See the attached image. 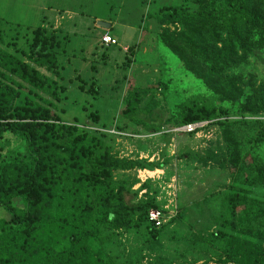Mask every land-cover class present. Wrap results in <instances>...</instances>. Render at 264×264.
Instances as JSON below:
<instances>
[{"label": "trees", "instance_id": "trees-1", "mask_svg": "<svg viewBox=\"0 0 264 264\" xmlns=\"http://www.w3.org/2000/svg\"><path fill=\"white\" fill-rule=\"evenodd\" d=\"M145 17L206 90L164 123L173 128L210 121L219 126L228 153L251 157L249 168H238L221 194L218 226L198 241L219 255L220 264H264V78L253 71L264 56V0L157 2ZM64 38L40 25L25 48L0 44V209L7 215L0 218V264H115L103 250L111 231L144 228L150 243L166 227L149 219L151 209L163 210L155 198L148 192L137 198L150 191L148 183L134 190L126 174L116 177L164 163L118 155L121 134L98 126V113H86V120L63 117L66 94L60 93L67 87L60 83L58 58ZM130 103L123 113L131 117L136 109ZM218 157L211 151L201 161ZM249 204L254 209L243 226L239 209Z\"/></svg>", "mask_w": 264, "mask_h": 264}, {"label": "rangeland", "instance_id": "rangeland-1", "mask_svg": "<svg viewBox=\"0 0 264 264\" xmlns=\"http://www.w3.org/2000/svg\"><path fill=\"white\" fill-rule=\"evenodd\" d=\"M178 1L182 0H0V44L16 42V47L25 48L32 28L40 25L55 30L59 38L65 36L58 58L60 83L67 87L60 93L66 94L61 103L65 119L86 120V113H98V126L117 131L114 127L120 125L127 130L116 140L118 155L164 163L154 170L116 173L118 178L130 177L134 190L148 183L150 191L143 189L137 198L148 192L173 217L158 241L150 243L144 228L111 231L103 250L115 264H149L157 259L161 264L222 263L219 255L202 247L198 235L207 236L218 226L222 192L236 170L249 168L251 162L246 154L227 152L216 124L189 134L164 123L176 117L185 100L206 91L203 82L162 43L153 20L145 17L157 2ZM105 33L118 44L101 45ZM256 65L253 71L264 78V56ZM40 69L54 77L46 68ZM92 83L95 91L90 90ZM131 101L136 111L130 117L123 110ZM259 115L264 119V108ZM211 151L219 155L218 161H201ZM252 209V204L239 209L243 226H249ZM5 216L0 209V218Z\"/></svg>", "mask_w": 264, "mask_h": 264}, {"label": "built area", "instance_id": "built-area-1", "mask_svg": "<svg viewBox=\"0 0 264 264\" xmlns=\"http://www.w3.org/2000/svg\"><path fill=\"white\" fill-rule=\"evenodd\" d=\"M101 40H102V44L106 46L118 44L117 39L114 36L110 35L109 33H105L101 37ZM209 124H211L210 121H198V122L188 123L182 126H178L177 128L174 129V131L185 132V133H199L202 132L205 129V127L208 126ZM111 132L117 134H123L122 132H118L115 130H112ZM165 209L166 208L163 207V210L155 208L149 211V219L155 224L156 227H161L172 219L173 215L170 213L166 214Z\"/></svg>", "mask_w": 264, "mask_h": 264}, {"label": "crops", "instance_id": "crops-1", "mask_svg": "<svg viewBox=\"0 0 264 264\" xmlns=\"http://www.w3.org/2000/svg\"><path fill=\"white\" fill-rule=\"evenodd\" d=\"M102 28V27H101ZM107 30H109V28H107ZM103 31H104V29H103ZM101 45H103L102 43H101ZM103 46H105V47H109V46H106V45H103Z\"/></svg>", "mask_w": 264, "mask_h": 264}]
</instances>
